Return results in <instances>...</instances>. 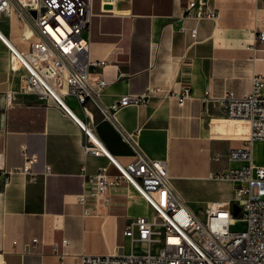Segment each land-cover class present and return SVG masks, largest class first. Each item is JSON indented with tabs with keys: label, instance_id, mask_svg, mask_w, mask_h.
Segmentation results:
<instances>
[{
	"label": "crops",
	"instance_id": "crops-1",
	"mask_svg": "<svg viewBox=\"0 0 264 264\" xmlns=\"http://www.w3.org/2000/svg\"><path fill=\"white\" fill-rule=\"evenodd\" d=\"M190 1L116 0L105 8L103 0H93L84 36L91 40L90 57L106 61L95 70L107 80L99 93L103 103L152 90L146 103L122 107L118 117L127 129L139 130L150 157L167 161L175 187L199 212L209 201L233 199L239 184L216 175L242 162L212 156L223 147L243 146L238 134L250 133L248 121L227 116L222 97L250 92L254 76L264 72V44L258 41L264 0H209L219 12L215 19L184 16ZM24 20L16 4L10 15L0 16V264H80L82 254L130 252L124 230L152 208L127 181L102 196L95 183H86L83 173L96 174L105 165L110 175L118 170L107 156L85 153V108L75 97L66 98L67 109L21 91L27 72L13 61V48L24 52L36 39L27 20L32 30L24 32ZM185 84L192 97L180 104L174 93ZM96 102L87 105L93 130L128 163L131 145ZM29 156L35 180L17 170ZM206 184V193L198 192ZM64 238L69 246L55 250L54 242ZM27 244L32 247L25 253Z\"/></svg>",
	"mask_w": 264,
	"mask_h": 264
},
{
	"label": "built area",
	"instance_id": "built-area-1",
	"mask_svg": "<svg viewBox=\"0 0 264 264\" xmlns=\"http://www.w3.org/2000/svg\"><path fill=\"white\" fill-rule=\"evenodd\" d=\"M114 1L103 0L112 4ZM15 4L20 16L36 33L27 52L13 48V61L18 59L27 72L21 91L34 94L42 103L54 102L67 109L66 98L75 97L85 108L83 127L88 135L85 153L107 156L118 170L116 175H110L109 166L105 165L96 174L83 173L86 183H95L98 196H102L107 187L127 181L152 208L149 215L133 218L124 230L132 251L82 254L80 264H264V165L255 163L253 151L255 140H264V72L254 76L250 92L238 95L228 91L222 97L229 118L250 124L245 144L229 150V158L242 164L216 175L238 181L234 198L209 201L197 212L175 187L167 161L150 157L141 147L139 130L127 129L118 117L122 107L146 103L152 90L122 94L110 105L100 99L99 93L107 80L96 75L95 70L106 61L90 57L91 40L84 36L94 15L93 0H0V16L10 15ZM183 14L194 18L219 16L209 0L190 1ZM258 41L264 44V30L259 32ZM174 94L183 104L192 97L191 86L185 84ZM91 100L97 101L103 118L131 145L134 157L128 163L112 155L93 130L95 121L87 108ZM221 156L217 152L212 158ZM33 162L29 156L17 170L35 180L31 171ZM50 171L51 166H47L46 173ZM9 181L10 175L5 176V183ZM137 243L147 245L146 251H135ZM69 244L70 240L64 238L60 243L54 242V248ZM31 247L27 244L24 252H30Z\"/></svg>",
	"mask_w": 264,
	"mask_h": 264
},
{
	"label": "rangeland",
	"instance_id": "rangeland-1",
	"mask_svg": "<svg viewBox=\"0 0 264 264\" xmlns=\"http://www.w3.org/2000/svg\"><path fill=\"white\" fill-rule=\"evenodd\" d=\"M29 28L31 29L30 25H28V23L24 20V32L26 33ZM23 51L27 52L28 50H23ZM238 135H239L241 140H244V139H246L249 136L248 133H239ZM253 148H254L253 151H254L255 163H257L259 165H263L264 164V140L263 139L255 140V142L253 144ZM221 155L222 156H221L220 159H222L223 162L228 161V159H229V150L226 147H223V149H221ZM208 187H210V185L206 184L198 192L204 194V193H206ZM254 193H256V188L254 189ZM151 211H152V209H151ZM237 224L238 225L240 224L239 226H241V223L239 221L237 222ZM146 249H147V245H145L144 243H137L136 244L135 250L137 252L146 251Z\"/></svg>",
	"mask_w": 264,
	"mask_h": 264
},
{
	"label": "water",
	"instance_id": "water-1",
	"mask_svg": "<svg viewBox=\"0 0 264 264\" xmlns=\"http://www.w3.org/2000/svg\"><path fill=\"white\" fill-rule=\"evenodd\" d=\"M105 8H113V4H112V3H107V4L105 5ZM31 13H32L33 15H36V11H35V10H32ZM237 210H238V208L236 207L235 212H236Z\"/></svg>",
	"mask_w": 264,
	"mask_h": 264
},
{
	"label": "bare ground",
	"instance_id": "bare-ground-1",
	"mask_svg": "<svg viewBox=\"0 0 264 264\" xmlns=\"http://www.w3.org/2000/svg\"><path fill=\"white\" fill-rule=\"evenodd\" d=\"M231 119H233V118H231ZM233 120H242V119H233ZM170 239H174V237H171Z\"/></svg>",
	"mask_w": 264,
	"mask_h": 264
}]
</instances>
